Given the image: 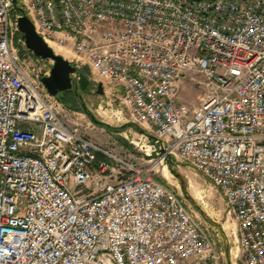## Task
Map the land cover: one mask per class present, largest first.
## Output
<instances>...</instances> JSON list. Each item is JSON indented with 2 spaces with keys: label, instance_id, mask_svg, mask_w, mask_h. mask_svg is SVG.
Here are the masks:
<instances>
[{
  "label": "built area",
  "instance_id": "1",
  "mask_svg": "<svg viewBox=\"0 0 264 264\" xmlns=\"http://www.w3.org/2000/svg\"><path fill=\"white\" fill-rule=\"evenodd\" d=\"M21 16L151 131L144 156L158 148L217 190L229 262L153 165L87 138L47 92L52 61L26 49ZM238 262L264 264V0H0V264Z\"/></svg>",
  "mask_w": 264,
  "mask_h": 264
},
{
  "label": "rangeland",
  "instance_id": "2",
  "mask_svg": "<svg viewBox=\"0 0 264 264\" xmlns=\"http://www.w3.org/2000/svg\"><path fill=\"white\" fill-rule=\"evenodd\" d=\"M56 54L70 62V56L64 51L56 52ZM89 84V91L80 92V97L93 118L112 128H120L126 124L131 126L118 132L108 131L95 124V127H92L91 119L84 112L79 111L76 112L78 126L86 137L133 164L142 167L153 165L157 180L165 181L163 179V170H165L168 177H164L167 178L172 189L185 199L197 219L207 228L217 247L224 253L225 261L229 262L230 256L237 253L236 225L234 220L227 216L221 195L203 176L175 158H165L161 162L163 154L160 149L156 148V153H152L150 157L144 156L139 149L140 131L143 130L148 135H151V131L131 123L126 109L120 105L109 86H103V94L98 95L97 84ZM198 94L196 86L184 83L183 89L179 91L178 103L191 109L197 104ZM168 164L178 174V178L170 172ZM165 166H167L166 169Z\"/></svg>",
  "mask_w": 264,
  "mask_h": 264
},
{
  "label": "water",
  "instance_id": "3",
  "mask_svg": "<svg viewBox=\"0 0 264 264\" xmlns=\"http://www.w3.org/2000/svg\"><path fill=\"white\" fill-rule=\"evenodd\" d=\"M15 1V0H13ZM17 26L21 38L24 40L27 50L32 52L36 57L52 61V67L48 76L41 79V82L47 92L51 96H57L59 93L74 89L75 91H84L89 80L81 72L76 69L61 55L56 54L43 39L38 36L33 28L32 23L26 16H21L17 19ZM77 73L78 80L74 83L71 75ZM96 93L103 94V86L101 83L96 85ZM93 121V119H91Z\"/></svg>",
  "mask_w": 264,
  "mask_h": 264
},
{
  "label": "trees",
  "instance_id": "4",
  "mask_svg": "<svg viewBox=\"0 0 264 264\" xmlns=\"http://www.w3.org/2000/svg\"><path fill=\"white\" fill-rule=\"evenodd\" d=\"M80 72L88 77V71L86 69H82L80 70ZM89 87H90V84L83 92L89 91ZM80 92L82 91H79V90L75 91L74 89H71L69 91L59 93L56 97L70 110L75 111V112H79V111L84 112L90 119H93L92 121L93 124H95L96 126L105 128L108 131L118 132V131L126 129L128 126H131V124H126L125 126H122L120 128H112L111 126L105 123L95 120L93 116L90 114V112L83 105L82 98L80 97ZM168 166H169L170 172L178 178V174L172 170L171 165L168 164Z\"/></svg>",
  "mask_w": 264,
  "mask_h": 264
},
{
  "label": "crops",
  "instance_id": "5",
  "mask_svg": "<svg viewBox=\"0 0 264 264\" xmlns=\"http://www.w3.org/2000/svg\"><path fill=\"white\" fill-rule=\"evenodd\" d=\"M90 124H91V123H90ZM91 125H92V127H95L94 124H91ZM91 129H92V128H91ZM163 179H164L165 181H162V180H158V181L161 182L162 184L166 185V186H171V185L168 183L167 178H165V177L163 176Z\"/></svg>",
  "mask_w": 264,
  "mask_h": 264
},
{
  "label": "bare ground",
  "instance_id": "6",
  "mask_svg": "<svg viewBox=\"0 0 264 264\" xmlns=\"http://www.w3.org/2000/svg\"><path fill=\"white\" fill-rule=\"evenodd\" d=\"M53 51L56 53V52H60L61 50L58 49V48H54ZM166 169V168H165ZM163 175L166 177L167 174L165 173V170H163ZM168 177V176H167Z\"/></svg>",
  "mask_w": 264,
  "mask_h": 264
}]
</instances>
